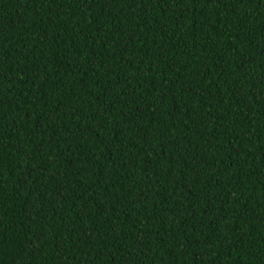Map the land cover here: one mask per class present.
Returning <instances> with one entry per match:
<instances>
[{"label":"trees","instance_id":"1","mask_svg":"<svg viewBox=\"0 0 264 264\" xmlns=\"http://www.w3.org/2000/svg\"><path fill=\"white\" fill-rule=\"evenodd\" d=\"M0 264H264V0H0Z\"/></svg>","mask_w":264,"mask_h":264}]
</instances>
